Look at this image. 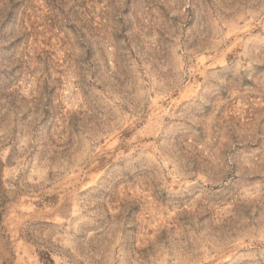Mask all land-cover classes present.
Masks as SVG:
<instances>
[{
  "label": "rangeland",
  "instance_id": "374dc122",
  "mask_svg": "<svg viewBox=\"0 0 264 264\" xmlns=\"http://www.w3.org/2000/svg\"><path fill=\"white\" fill-rule=\"evenodd\" d=\"M0 264H264V0H0Z\"/></svg>",
  "mask_w": 264,
  "mask_h": 264
}]
</instances>
